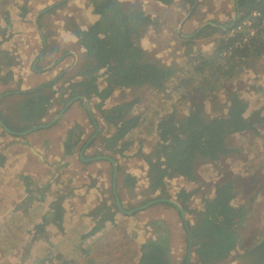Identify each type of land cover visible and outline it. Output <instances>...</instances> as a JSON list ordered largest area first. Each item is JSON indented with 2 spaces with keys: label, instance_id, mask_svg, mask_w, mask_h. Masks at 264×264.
Listing matches in <instances>:
<instances>
[{
  "label": "trees",
  "instance_id": "trees-1",
  "mask_svg": "<svg viewBox=\"0 0 264 264\" xmlns=\"http://www.w3.org/2000/svg\"><path fill=\"white\" fill-rule=\"evenodd\" d=\"M157 1L167 4L172 0ZM92 2L94 20L84 30L76 32L84 49L83 55L78 56L70 70L63 72L54 82L25 91L10 89L7 95L4 92L0 98V104L5 106L0 108V122L8 131L2 125L0 128L13 137H23V133L33 126L44 124L42 117L56 102L63 106L73 97L89 98L91 95L103 101L115 88L124 91L146 86L158 94L165 89L166 83L174 80L173 90L180 92V102L184 99L189 106L186 112L179 114L170 109L158 117L159 139L147 174L152 191H160L156 199L169 198L164 178L182 176L194 180L197 165L216 162L230 151L226 143L229 134L255 131V124L264 121V116L255 111L244 117L245 102L236 94L232 95L224 112L219 111L220 108L215 114L204 110L207 102L219 103L217 94L226 91V79L238 76L250 66L252 58L264 55V0H237L235 16L224 23L208 20L191 35L178 32L183 40V62L180 65H165L153 60L147 56L148 52L134 43V35L148 20L144 11L133 8L131 2L120 0ZM193 2L183 0L182 4L191 6ZM21 10L25 12L26 7L21 6ZM5 31L0 29V35L3 36ZM201 37L208 39L193 44L200 42ZM52 49L58 47H51L49 51L53 52ZM103 75L105 86L100 88L98 79ZM10 79V72H6L0 81L6 84ZM62 85L65 86L60 89ZM57 92H60L58 96ZM136 101L137 98L128 102L122 100L108 107L107 112V108L101 110L108 125L103 132L114 129L108 136H99L105 151L110 154L107 157L122 156L132 143L126 137L140 120L139 115L131 113ZM181 108L185 109V106ZM65 150L69 151L66 145ZM255 169L260 172L264 167ZM129 181L135 182L134 179ZM234 182L229 177L217 183L212 200L205 202L203 210L194 216L193 223L188 222L195 253V260L190 264H225L234 250L237 237L234 226L243 212L230 204ZM111 193L115 199L114 207L121 210L116 203L117 193ZM176 197L183 202L188 200V194L182 189ZM163 203L175 208L169 202ZM182 207L185 212H190L185 203ZM184 231L186 235L185 228ZM186 255L182 264H185ZM137 264H168V259L161 245L147 242L140 248Z\"/></svg>",
  "mask_w": 264,
  "mask_h": 264
},
{
  "label": "crops",
  "instance_id": "crops-1",
  "mask_svg": "<svg viewBox=\"0 0 264 264\" xmlns=\"http://www.w3.org/2000/svg\"><path fill=\"white\" fill-rule=\"evenodd\" d=\"M73 1L8 0L9 6L5 10L13 6L9 11L10 19H0V27L7 30L5 37L17 40L7 41L8 45L3 48L5 51L0 52L11 61L8 66L0 65L1 81L6 72L11 74L8 83L0 81V98L4 92L7 95L10 89L25 91L54 82L63 72L70 70V65L78 56L83 55L84 49L79 44L76 32L84 30L94 20L92 4L88 6L84 2ZM154 2L162 5L160 1ZM67 5L76 8L77 12L67 17L64 11L59 13L58 10ZM21 6L26 7L25 12H22ZM190 14L189 10L188 16ZM190 16L189 19L192 18ZM188 18L182 21H188ZM23 40L31 42L25 43ZM51 47L58 49L51 52ZM16 48L19 50L16 51ZM82 97L68 104L51 125L33 130L23 137H13L0 128L5 134L0 143H6L5 147L0 146V154L5 158L0 172L4 179L9 174L15 176L14 191L17 192L11 199L0 198V205L4 209L0 226L4 224L11 228V225H7L8 221L29 216L31 222L27 231L42 240H39L41 246L33 252V264H121V256L126 257L127 263L137 264L140 248L147 242L161 245L168 264H176L185 255L182 251L185 232L180 213L159 201L135 212H127L130 210L125 207L128 201L123 197L127 190H133V187L139 189L143 184L149 188V184H152L146 177V169H143L146 165L139 151L134 153L132 142L122 156H112L117 166L113 179L112 164L102 158L110 154L99 140V136H108L114 131L108 129L103 132L101 110L106 109L108 103L95 95ZM65 105L54 103L41 122L46 124L56 119ZM93 121L99 127V133ZM94 135L95 138L85 146ZM65 145L69 147L67 152ZM125 178H128V182L134 179L135 184L131 182L134 185L128 187ZM173 181L181 182L182 178H164L166 187ZM181 188L187 191L186 187ZM113 191L126 212L114 207ZM136 194L129 201L139 200L140 193ZM157 194L155 192L149 196L147 202L156 200ZM33 212L36 213L34 217L30 215ZM121 226L126 228L123 231L126 238L122 241L118 240L117 231ZM74 234L77 238L72 241L69 235ZM107 241H112L111 245H123V253L112 255V249L108 252L103 248ZM28 256L29 253L25 258ZM54 260L58 261L54 263Z\"/></svg>",
  "mask_w": 264,
  "mask_h": 264
},
{
  "label": "rangeland",
  "instance_id": "rangeland-1",
  "mask_svg": "<svg viewBox=\"0 0 264 264\" xmlns=\"http://www.w3.org/2000/svg\"><path fill=\"white\" fill-rule=\"evenodd\" d=\"M182 1L183 0H172L167 4L161 2L162 5L158 6L155 4L154 0H123L124 3L131 2L133 8L142 10L147 14L148 20L142 24L139 30L141 32L134 35V43L140 46L142 50L148 52V57L165 65H180L183 62V40L178 36V32L183 35H191L195 29L200 27L205 21L216 20L220 23H224L228 18L234 17L236 13L235 0H196L197 4L195 3L192 10L191 8L194 2L191 6H187L182 4ZM73 2H84L83 4L88 6L89 3L93 4L92 0H74ZM6 6H9L8 0H0V19L2 20L10 19L9 11L13 6L5 10ZM189 10L191 12V16H189L192 18L188 21H182L189 17ZM58 11L59 13L64 11V16L67 17L69 14L74 15L77 9L67 5L65 8ZM51 15L52 14H48V16ZM0 29L6 28L1 27ZM6 32L7 30L4 35H7ZM4 35L0 36V52L5 51L3 48L8 45L7 41L17 40L7 38ZM199 39H201L200 42L195 41L193 44L198 45V43L208 38L201 37ZM23 41H25V43L31 42V40L29 42H27V40ZM200 46L203 45L201 44ZM18 50L19 48H16V51ZM10 62V59L8 60L3 54H0V65L4 64V66H8ZM104 77L103 75L98 79L100 88L105 86ZM225 81L227 85L226 91H220L217 94V101L219 103L213 104V102H207L204 108L205 112L215 114L219 108V111L224 112L232 95L236 94L245 102L243 110L244 117L250 116L253 111L259 116H264V55L259 58H252L248 68L242 70L238 76L236 75L233 78H228ZM173 82L176 83L174 80L170 83H166L165 89L158 94L154 93L151 88L146 86L128 88L124 91L120 88H115L105 99L108 103L106 107L107 110L105 111L107 112L108 107L111 105L120 103L122 100L128 102L137 98L136 103L131 109V113L139 115L140 120L135 129L127 135L126 140H132L134 153L139 151V155L146 165L143 169H146L145 172L148 179V166L154 159L156 141L159 139L156 126L158 117L170 109L175 110V112L179 114L183 113L184 110L186 112L189 106L188 101L184 99V102H180L182 101L180 99V92L173 90ZM183 105L185 109L181 108ZM0 106L2 108L5 107L3 105ZM104 115L105 113L101 112L103 127L106 129L108 125L104 119ZM254 119H257V117H254ZM255 126L257 127L255 131H243L229 134L226 138V143L230 151L216 162H203L197 165L195 170L196 177L194 180L176 176L178 179L182 178V181H175V183L174 181L169 182L168 187L165 188L169 198L176 201L180 206H183V203L187 205L190 212H186V218L191 224L197 212L203 210L205 202L212 200L214 197L217 183H221L229 177L235 181L232 189L234 196L230 200V204L236 208H241L243 212L236 219L237 223L234 226L237 234L235 240L236 246L226 262L235 259L264 237V169L259 170L260 172H255V168L258 169L259 166H261V168L264 167V121L261 120L255 124ZM4 136L5 134L0 131V140ZM0 146L5 147L6 143L2 141ZM3 160H5V158H3ZM2 163L0 162V166ZM255 173L259 175L257 177L254 176ZM9 175L10 176L4 179L3 174L0 172V198L6 197V199H11L17 193L14 191L15 179L13 178H15V176ZM127 180L128 178H125L124 182L129 185L128 187L135 184H131V182ZM182 186L186 187L187 191L181 188ZM151 188V184H149V188L147 184H143L139 189H134L133 187V190H127L123 196L124 200L128 201L125 203L126 209H132L143 205L144 203H141L154 195L155 192L158 193L156 197L160 195L159 190L152 191ZM181 189L184 190V193L188 194V200L185 202L178 200L176 197L178 191ZM136 193H140L139 200L129 201L134 198L133 196H135ZM1 200H3V198ZM8 204H10V201H8ZM33 213L30 215L34 217L36 213ZM3 214V206L0 205V216ZM14 220L15 219L7 222V225H11V228L4 226V224L0 226V264H33L35 261V259L32 258L34 256L33 252L36 247L39 248L41 246L42 243L39 241L41 239H39L37 235L36 237L31 235L29 231H27L31 222L29 216H25L24 219H18L17 221ZM124 230H126L124 226L117 229L118 240H125L126 236L123 232ZM76 238L77 236L75 234L69 235V239L72 241H75ZM111 244L112 241H107V244H105L103 248L107 249L108 252L109 249H112L110 250L112 255H116L117 253L121 255L123 253V245L119 243L117 246L116 244ZM129 245H131V243H129ZM4 247H6V249H4ZM186 248L187 241L185 235L182 236V251L185 254ZM39 252L37 254H39ZM27 253H29V256L25 258ZM61 253H63L62 250ZM126 255L128 254L126 253ZM183 257L184 254L176 264H182ZM194 258L195 253L192 250L190 262H194ZM57 261L58 260H54V263ZM124 262L129 264L126 261V257L121 256L119 258V263L122 264ZM115 263L118 264L117 262ZM44 264L49 263L46 262Z\"/></svg>",
  "mask_w": 264,
  "mask_h": 264
},
{
  "label": "water",
  "instance_id": "water-1",
  "mask_svg": "<svg viewBox=\"0 0 264 264\" xmlns=\"http://www.w3.org/2000/svg\"><path fill=\"white\" fill-rule=\"evenodd\" d=\"M195 3H196V0H194L193 7L191 8V10L194 8ZM236 3H237V0H235V4ZM238 15H239V13L237 11V16ZM205 24L206 23L200 25L199 28H201ZM77 99H80L81 100V99H83V97L82 96L73 97L68 103H66L65 107L60 111V113H59V115H58V117L56 119H53L52 121H50V122H48V123H46L44 125L33 126L31 129L27 130L23 134H27V133H29V132H31L33 130H37V129H40V128H43V127H48L49 125H51L53 122H55L62 115V113L64 112L65 108L68 106V104L72 103L73 101H75ZM84 103L87 106V103L86 102H84ZM87 109H88V106H87ZM93 123L96 126V132L99 133V127L97 126V124H96L95 121H93ZM0 125H2L1 122H0ZM3 128L6 131H8V129L5 128V126H3ZM95 135H94V137H95ZM94 137L92 136L87 141V143H86L85 146H87ZM102 158H105V159L109 160L110 163L112 164V166H113V179H114L116 177V173H117V166L115 164V161L113 159L107 157V156H104ZM113 185H114V180H113ZM114 190H115V186H114ZM114 193L116 194L115 191H114ZM155 201H159V202H169V203L173 204L175 206V208L178 210V212L180 213L183 226H184V228L186 230V240H187V248H186V254L187 255H186L185 264H190L191 254H192V246H191L192 239H191V233H190V230H189L188 220L186 218V212L183 209V207L180 206L176 201H174L171 198H160V199H156L154 201L146 202L145 204H143L141 206L134 207V208L128 210L127 212L132 213V212H135L137 210L143 209V208L147 207L149 204H151L152 202H155ZM116 203H117L118 207L122 211H125L126 212V210H123L122 205H121V203H120V201H119V199L117 197V194H116ZM225 264H264V237L262 239H260L257 243H255L252 247H250L249 249H247L245 252H243L242 254H240L238 257H236L235 259H233V260H231V261H229V262H227Z\"/></svg>",
  "mask_w": 264,
  "mask_h": 264
},
{
  "label": "bare ground",
  "instance_id": "bare-ground-1",
  "mask_svg": "<svg viewBox=\"0 0 264 264\" xmlns=\"http://www.w3.org/2000/svg\"><path fill=\"white\" fill-rule=\"evenodd\" d=\"M138 1V0H137ZM141 1V0H140ZM166 1V0H165ZM193 1V0H192ZM197 4V3H196ZM198 8V7H197ZM163 9V8H162ZM164 10H165V8H164ZM157 12V11H156ZM189 12V11H188ZM151 17V16H150ZM168 18V17H167ZM189 19V18H188ZM181 21V20H180ZM179 21V22H180ZM139 32H141V31H139ZM174 33V32H173ZM140 34V33H139ZM161 34V33H160ZM185 35V34H184ZM148 36H150V35H148ZM147 37V36H146ZM181 47V46H180ZM180 50V49H179ZM156 51V50H155ZM172 53V52H171ZM151 54V53H150ZM81 152H82V150H81Z\"/></svg>",
  "mask_w": 264,
  "mask_h": 264
},
{
  "label": "flooded vegetation",
  "instance_id": "flooded-vegetation-1",
  "mask_svg": "<svg viewBox=\"0 0 264 264\" xmlns=\"http://www.w3.org/2000/svg\"><path fill=\"white\" fill-rule=\"evenodd\" d=\"M91 141H92V140H91ZM91 141H90V142H91ZM102 146H103V144H102ZM103 148H104V146H103ZM104 150H105V149H104Z\"/></svg>",
  "mask_w": 264,
  "mask_h": 264
}]
</instances>
